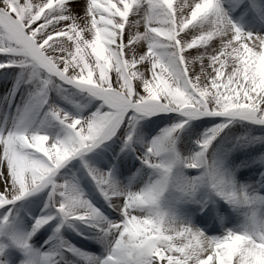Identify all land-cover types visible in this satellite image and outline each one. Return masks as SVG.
Listing matches in <instances>:
<instances>
[{
	"label": "snow or ice",
	"instance_id": "snow-or-ice-1",
	"mask_svg": "<svg viewBox=\"0 0 264 264\" xmlns=\"http://www.w3.org/2000/svg\"><path fill=\"white\" fill-rule=\"evenodd\" d=\"M0 264H264V0H0Z\"/></svg>",
	"mask_w": 264,
	"mask_h": 264
}]
</instances>
